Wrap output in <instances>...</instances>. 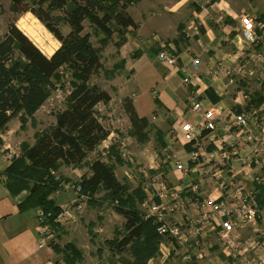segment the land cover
Segmentation results:
<instances>
[{"label":"trees","instance_id":"obj_1","mask_svg":"<svg viewBox=\"0 0 264 264\" xmlns=\"http://www.w3.org/2000/svg\"><path fill=\"white\" fill-rule=\"evenodd\" d=\"M130 3L131 0H35L29 6L23 0H11V11L19 15L31 13L56 39L57 47L46 56L15 21L8 24L0 39V134L16 117L22 128L27 120H33L58 90L61 73L66 70L72 77V86L65 108L57 114L52 127L36 134L32 145H21V154L3 172L5 185L14 197L27 190L28 196L19 203L20 212L43 210L50 215V226L59 233L54 219L60 207L50 196L60 191L66 180L54 174L61 163L74 169L85 164L89 173L80 183L83 192L94 200L104 191V201L115 204L114 211L125 221L122 232L116 234L118 238L108 241L107 246L120 255L129 253L133 264H146L156 255L160 237L153 222L143 220L137 210L136 203L143 201L144 195L131 192L117 179L114 164L100 157L87 162L110 135L102 124L98 106L109 104L112 98L93 83L103 66L84 24L89 22L108 40L115 36L114 45L119 50L128 41V32L137 29L127 11ZM61 24L68 27V33L62 31ZM122 107L130 121V135L138 143H145L147 120L138 116L130 99H125ZM109 155L116 164L122 163L117 151ZM259 204L264 205V192ZM51 247L62 255L65 264L82 259L81 251L72 243Z\"/></svg>","mask_w":264,"mask_h":264},{"label":"crops","instance_id":"obj_2","mask_svg":"<svg viewBox=\"0 0 264 264\" xmlns=\"http://www.w3.org/2000/svg\"><path fill=\"white\" fill-rule=\"evenodd\" d=\"M127 11L136 23L137 29L128 32V41L120 48V64L123 68H128L130 65L127 47H131L132 43V49H135L131 54L130 65L133 67V78L137 73L147 70L149 74L155 76L157 81L151 88L158 89V96L152 99V103L150 102L149 110L143 108L138 97L134 95L137 91H131L129 96L136 113L139 117L145 118L148 125V140L145 143H138L130 135V125L128 138L137 145H145L149 142L151 128L155 132L159 149L166 150L169 144H166L168 139L165 132L157 126H152L150 119L153 118L156 121V115L171 112L175 115V120L171 121L170 127L179 138L176 145L179 152L177 154L185 163L188 161L186 155L195 149L196 141L184 136L181 131L183 124L199 126L203 123L201 113L212 110L216 122L224 125L231 119L234 112L239 113L263 104L264 90L257 87L254 81L256 78L246 74L248 66L243 67V73H239V69L246 59L243 55L244 44L240 42V20L249 14H259L258 17L264 18V0H131ZM129 34H132V39L129 38ZM163 46H168L174 54L176 65L169 68L162 64L166 70L158 71L155 67V59L157 60L156 56ZM195 60L199 62V68L191 82L185 84L183 78ZM216 66L230 70L235 84L231 85L230 78H225L216 72ZM255 71L258 74L261 69L255 67ZM251 85L254 87L251 88ZM179 88L183 90L179 92ZM248 90L251 91L248 93ZM244 95L248 96L247 100L243 99ZM192 98L197 102L201 113H197L192 108ZM4 135V133L0 134L2 139V145H0V264H64L62 255L55 253L51 246L38 247L36 210L26 212L19 210V203L28 196L29 192L25 190L14 197L5 185L3 172L11 164L12 159L19 154L14 153L9 144H5ZM206 135V132H201L197 141H200V137L204 139ZM34 142L29 144L32 145ZM121 157L122 163L117 165L123 166L126 162L123 155ZM139 157L144 162L140 155ZM158 162L159 160L156 159L149 166L150 173L153 175L151 179L155 174L163 173L168 177L170 185L184 190L186 200L195 199L191 186L196 183L197 177L177 171L170 161H168L166 174L162 168L156 169L159 166H157ZM127 166L125 165L122 170L126 176L130 177L126 170ZM88 173L89 171L84 172L82 176ZM55 174L66 176L61 174V170ZM63 185L64 183L60 191L50 196V199H53L59 207L70 204L75 199L74 194L68 190L65 191ZM143 193L144 200L136 203L137 210L143 220H151L154 224L153 218L144 217L146 209L143 205L149 198L144 191ZM177 221L183 225L184 219L178 216ZM159 237L158 251L146 264H157L156 259H161V263L166 261L167 264H232L214 246V243L212 246L202 244L196 248L195 241L181 245L177 240ZM54 244L60 246L59 241H55ZM131 260L129 264L134 263L132 257ZM122 261L127 264L124 260Z\"/></svg>","mask_w":264,"mask_h":264},{"label":"built area","instance_id":"obj_3","mask_svg":"<svg viewBox=\"0 0 264 264\" xmlns=\"http://www.w3.org/2000/svg\"><path fill=\"white\" fill-rule=\"evenodd\" d=\"M240 22V42L244 44L246 59L239 73L247 65L246 74L260 79L259 87L264 90V76L255 71V67L264 70V18L249 14ZM156 58L166 67L176 65V57L168 46H163ZM198 68L199 62L193 61L183 78L185 84L191 82ZM215 69L230 78L231 85L235 84L230 70L221 66ZM191 104L201 113L195 99H191ZM201 116V125L185 123L181 127L185 137L196 141L195 149L186 155L187 162H182L171 144L166 148L172 155H167V161L177 171L197 177L191 186L195 199L186 200L184 190L170 185L165 174L157 173L143 190L149 198L143 205L144 217L153 218L159 236L177 240L181 245L195 241L199 248L214 243L232 264H264V205L259 204L264 192V102L259 107L234 112L224 125L216 122L212 110ZM203 131L206 137L197 141ZM64 189L70 190L75 199L60 207L54 219L58 227L75 221L91 200L81 184L66 185ZM178 216L184 219L183 225L177 221ZM36 218L38 247H50L56 241V232L48 223L50 215L38 209Z\"/></svg>","mask_w":264,"mask_h":264},{"label":"rangeland","instance_id":"obj_4","mask_svg":"<svg viewBox=\"0 0 264 264\" xmlns=\"http://www.w3.org/2000/svg\"><path fill=\"white\" fill-rule=\"evenodd\" d=\"M23 1L27 5L32 6V2L35 0ZM10 5L11 0H0V39L6 33L10 21L13 20L17 27L23 31L39 49L46 53V56H49L48 54L57 47L56 39L31 13L22 15L14 14L10 9ZM257 16H259V14H257ZM60 28L64 33L69 32L68 27L63 24L60 25ZM84 28L85 33L91 36L93 46L100 53L103 66L99 73L93 78V83L98 84L108 92L112 98L109 104L98 106L102 124L110 132V135L108 139L101 144V147L89 156L87 162L100 157L105 162L114 164L116 167L115 175L117 179L127 184L131 192L135 191L144 195L143 190L151 184V177L153 176L149 168L150 164H152L151 162L156 159L159 160L157 164V166H159L156 169L160 167L162 171L167 174V166L169 165L167 155H172L170 154V149H168V152L165 149H159L155 132L151 128L149 129L150 140L147 144L137 145L133 140H130L128 138L130 123L122 105L125 99L130 98L131 91H137L134 92V95L138 97L141 106L149 110L150 102L152 103V99L154 100L158 96L157 87L151 88L155 86V82L157 81L155 76L149 74L147 70L137 73L133 78V67L130 65L132 63L131 54L135 49H132V43L130 45L131 47H127L130 65L128 68H123L120 64V49H116L114 45L117 41L116 37L114 36L110 40L106 39L100 32L96 31L89 22L84 24ZM129 36V38L132 39V34H129ZM155 64L158 71L166 70L156 59ZM263 71L264 70L260 72V76H264ZM61 74L62 79L58 85V90L52 93L49 100L36 113L33 120H27L24 128L21 127L19 117L14 118L9 125H7L6 129L9 130L3 132L5 134L4 142L11 146L14 153L20 155L22 144H31L35 141L36 134L52 127L55 123L57 114L65 108L66 97L72 86V77L66 70ZM254 81L257 83V87H259L261 82L260 79ZM253 85L255 86V84ZM253 85H251V88L254 87ZM178 90L181 92L183 89L179 88ZM249 91L251 90H248V93ZM156 117V121L153 118L150 119L152 126H157L165 132L168 139V143L166 142V144H171L173 151L177 153L178 149L176 145L178 144L179 138L173 128L170 127L171 121L175 120V115L170 112V114H160L156 115ZM112 151H117L119 154L121 151V155H123L126 164L120 166L117 165L113 159H110L109 153ZM139 155L144 159V162ZM125 165H128L126 170L130 177L126 176L122 170ZM58 170H61V174H66V176H63L66 180L64 181L63 187L66 185L75 186L80 184L82 180L80 177L84 172H88L85 164L82 167L74 169L61 163ZM54 175L56 176V174ZM64 190L66 191V189ZM68 191L70 192V190ZM104 195L105 192L102 191L95 196L94 200H92L91 197L92 203L90 202L91 200L87 202L83 212L77 214L75 221L66 222L59 227L60 232H56L58 238L56 241L60 242L61 247L66 244L65 242H69L74 244L81 251V261H76L74 264H125L122 260L129 264L132 261L129 253L125 252L123 255H120L111 251L107 246L108 241L118 238L116 234L122 232L124 219L114 211L113 206L115 204L104 201ZM156 260H158V262L156 261L157 264H167L166 261L161 263V259Z\"/></svg>","mask_w":264,"mask_h":264}]
</instances>
